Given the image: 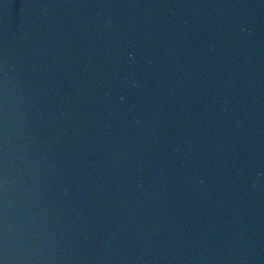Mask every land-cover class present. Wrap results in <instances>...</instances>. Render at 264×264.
Masks as SVG:
<instances>
[{"label": "water", "instance_id": "1", "mask_svg": "<svg viewBox=\"0 0 264 264\" xmlns=\"http://www.w3.org/2000/svg\"><path fill=\"white\" fill-rule=\"evenodd\" d=\"M2 264H264V44L164 0H0Z\"/></svg>", "mask_w": 264, "mask_h": 264}, {"label": "snow or ice", "instance_id": "2", "mask_svg": "<svg viewBox=\"0 0 264 264\" xmlns=\"http://www.w3.org/2000/svg\"><path fill=\"white\" fill-rule=\"evenodd\" d=\"M0 264H2V261H0Z\"/></svg>", "mask_w": 264, "mask_h": 264}]
</instances>
